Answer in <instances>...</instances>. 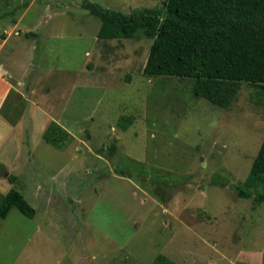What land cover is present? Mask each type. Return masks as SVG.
Returning <instances> with one entry per match:
<instances>
[{"label":"rangeland","instance_id":"1","mask_svg":"<svg viewBox=\"0 0 264 264\" xmlns=\"http://www.w3.org/2000/svg\"><path fill=\"white\" fill-rule=\"evenodd\" d=\"M82 1L0 0L2 68L28 73L22 95L0 81V100L40 104L0 122V194L15 187L35 209L0 219V264H154L158 254L263 264L264 200L236 190L264 192L249 172L264 137L261 89L144 75L151 39H99ZM90 1L127 14L165 0ZM40 109L68 133L58 146L43 138Z\"/></svg>","mask_w":264,"mask_h":264},{"label":"trees","instance_id":"2","mask_svg":"<svg viewBox=\"0 0 264 264\" xmlns=\"http://www.w3.org/2000/svg\"><path fill=\"white\" fill-rule=\"evenodd\" d=\"M82 5L100 20L99 39H151L144 75L244 82L260 88L264 95V0H165L161 8L142 7L127 14L90 0H83ZM124 119L119 121L122 128L128 125L129 118ZM67 136L54 121L43 132V138L54 146ZM3 168L0 163V174ZM249 172L264 176V137ZM236 190L240 196L264 200V192L245 184ZM13 207L28 217L35 214L15 187L0 194V219ZM153 263L176 264L163 254Z\"/></svg>","mask_w":264,"mask_h":264},{"label":"crops","instance_id":"3","mask_svg":"<svg viewBox=\"0 0 264 264\" xmlns=\"http://www.w3.org/2000/svg\"><path fill=\"white\" fill-rule=\"evenodd\" d=\"M10 38V36H6L4 37L3 41H8ZM16 44L14 41H11V46L13 47L14 44ZM21 43V42H19ZM24 43V42H23ZM27 43V42H26ZM27 46V45H26ZM10 50V49H9ZM12 51V49H11ZM32 51V49H31ZM32 55H31V52H29V56L26 60V68L24 71H26V69L30 66V64H32L33 62V59H32ZM5 64V58L0 60V81L2 83H4L7 87V91L11 94L13 92V94L15 95L16 93L18 94H21V91H20V88L18 87V83L21 81V78L22 76L25 74V73H22L21 75V78H18V79H14L11 75H10V72L3 69L2 66ZM38 67V66H37ZM39 68V67H38ZM40 69V68H39ZM23 71V72H24ZM6 73H8V75H6ZM28 73H26L24 75V77L27 75ZM6 75V76H5ZM5 76V77H4ZM18 85V86H17ZM32 90V89H31ZM12 94V95H13ZM12 97V96H11ZM28 97V95H27ZM27 97H22V99L20 101H14L13 100V97L11 98V106H8L9 108H5V101H6V97H5V92L2 93V96H1V105H0V122L3 123L4 126H12L14 124V121H15V124L19 123L22 119H24V114H27L26 113V108H29L30 110V107L32 109V107L36 108V109H39V105L38 103H33V102H30L29 98ZM22 101L24 102V104H22ZM6 109H12L10 111H7L6 112ZM40 111L43 113V115L46 117L43 119V126H44V129L48 126V124L53 121V118H50L48 115H47V112L44 110H41ZM12 113L14 114V116H10L9 117V113ZM56 122V121H55ZM58 123V122H57ZM61 127H62V124L58 123ZM9 126V127H10Z\"/></svg>","mask_w":264,"mask_h":264}]
</instances>
